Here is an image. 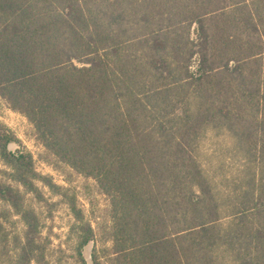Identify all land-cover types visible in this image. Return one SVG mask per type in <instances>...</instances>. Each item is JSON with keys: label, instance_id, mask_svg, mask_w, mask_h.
I'll return each instance as SVG.
<instances>
[{"label": "trees", "instance_id": "1", "mask_svg": "<svg viewBox=\"0 0 264 264\" xmlns=\"http://www.w3.org/2000/svg\"><path fill=\"white\" fill-rule=\"evenodd\" d=\"M0 97L109 197L116 264H264V0H0ZM208 131L234 176L198 155ZM0 157L24 189L0 181L14 264H46L25 193L62 189L1 121ZM69 207L80 264H100Z\"/></svg>", "mask_w": 264, "mask_h": 264}, {"label": "rangeland", "instance_id": "2", "mask_svg": "<svg viewBox=\"0 0 264 264\" xmlns=\"http://www.w3.org/2000/svg\"><path fill=\"white\" fill-rule=\"evenodd\" d=\"M0 121L13 133L19 146L32 155L34 168L62 189L63 194L53 192L42 182L36 184L42 199L25 193V202L37 214L40 222L41 241L44 246L46 264H80L76 250V233L72 230L75 218L69 201L75 200L90 223L94 237L83 249L88 262L95 249L100 264H116L111 257L112 217L109 197L98 187L92 177H86L59 161L37 140L31 123L22 114L13 111L0 97ZM198 155L210 166L223 162V170L216 174L234 176L240 164L231 148L230 138L221 131H208L199 143ZM206 161V162H207ZM208 163V162H207ZM10 169L0 157V181L24 189L8 178ZM212 173V172H211ZM0 264H14V237H21L24 224L8 203L0 200Z\"/></svg>", "mask_w": 264, "mask_h": 264}]
</instances>
